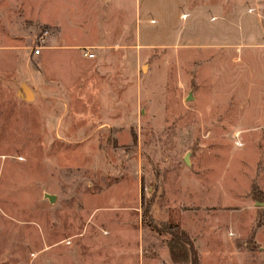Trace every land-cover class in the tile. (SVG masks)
I'll list each match as a JSON object with an SVG mask.
<instances>
[{
  "label": "rangeland",
  "instance_id": "rangeland-1",
  "mask_svg": "<svg viewBox=\"0 0 264 264\" xmlns=\"http://www.w3.org/2000/svg\"><path fill=\"white\" fill-rule=\"evenodd\" d=\"M167 14L0 0V264H264V0Z\"/></svg>",
  "mask_w": 264,
  "mask_h": 264
},
{
  "label": "trees",
  "instance_id": "trees-1",
  "mask_svg": "<svg viewBox=\"0 0 264 264\" xmlns=\"http://www.w3.org/2000/svg\"><path fill=\"white\" fill-rule=\"evenodd\" d=\"M150 206L144 207L143 219L152 221ZM153 223V222H151ZM162 229L155 226L157 232H165L172 238L170 254L177 264H201L200 256L189 235L179 226L164 224Z\"/></svg>",
  "mask_w": 264,
  "mask_h": 264
},
{
  "label": "crops",
  "instance_id": "crops-1",
  "mask_svg": "<svg viewBox=\"0 0 264 264\" xmlns=\"http://www.w3.org/2000/svg\"><path fill=\"white\" fill-rule=\"evenodd\" d=\"M106 1H111V0H106ZM176 1L177 0H137V5L139 7V14H140V20H139L140 28H142V26L145 24L146 18L149 15L151 16L158 15V18L160 19L167 18L168 16L167 13L171 11L173 2H176ZM183 2L187 3V0H183ZM154 18L155 17H150V21L148 20L147 21L151 23L153 21H155L156 23L159 22L157 19H154ZM163 26H165V24H163Z\"/></svg>",
  "mask_w": 264,
  "mask_h": 264
},
{
  "label": "water",
  "instance_id": "water-1",
  "mask_svg": "<svg viewBox=\"0 0 264 264\" xmlns=\"http://www.w3.org/2000/svg\"><path fill=\"white\" fill-rule=\"evenodd\" d=\"M23 88H24V91H25L26 97H27L28 99L32 98V94H31L30 90H29L26 86H24ZM189 156H190V154H187V155L185 156V158H184L185 163L188 164V165L190 164ZM51 200H53V197H52ZM263 205H264V204H258V206H263Z\"/></svg>",
  "mask_w": 264,
  "mask_h": 264
},
{
  "label": "built area",
  "instance_id": "built-area-1",
  "mask_svg": "<svg viewBox=\"0 0 264 264\" xmlns=\"http://www.w3.org/2000/svg\"><path fill=\"white\" fill-rule=\"evenodd\" d=\"M40 52H41V51L37 48L36 51H35V54H36V55H39ZM85 56H86L87 58H89V59H94V58H95V54L92 53V52H90V51H88V50L85 52Z\"/></svg>",
  "mask_w": 264,
  "mask_h": 264
}]
</instances>
